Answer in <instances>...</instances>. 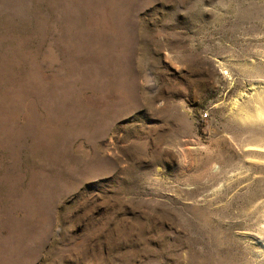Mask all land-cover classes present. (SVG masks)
<instances>
[{
    "label": "rangeland",
    "instance_id": "374dc122",
    "mask_svg": "<svg viewBox=\"0 0 264 264\" xmlns=\"http://www.w3.org/2000/svg\"><path fill=\"white\" fill-rule=\"evenodd\" d=\"M263 87L264 0H0V264H264Z\"/></svg>",
    "mask_w": 264,
    "mask_h": 264
},
{
    "label": "bare ground",
    "instance_id": "6f19581e",
    "mask_svg": "<svg viewBox=\"0 0 264 264\" xmlns=\"http://www.w3.org/2000/svg\"><path fill=\"white\" fill-rule=\"evenodd\" d=\"M260 86V85H259ZM263 86V85H262ZM264 88V87H263ZM262 90V89H261ZM261 92H263V95H264V90H262ZM260 92V94L262 95V93ZM263 100H262V102H263V105H264V98H262ZM262 109L264 110V106H262ZM264 113V112H263ZM259 114V113H258ZM259 147V146H258ZM260 147H261V145H260ZM263 148H264V146H263ZM254 149H256V148H254ZM257 150H260V149H257ZM262 150H264V149H262ZM262 152V151H261ZM259 154V153H258ZM260 154H262L263 155V153H260ZM261 156V155H260ZM264 156V155H263Z\"/></svg>",
    "mask_w": 264,
    "mask_h": 264
}]
</instances>
